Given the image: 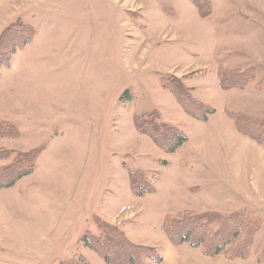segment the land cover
I'll return each mask as SVG.
<instances>
[{
    "label": "rangeland",
    "instance_id": "374dc122",
    "mask_svg": "<svg viewBox=\"0 0 264 264\" xmlns=\"http://www.w3.org/2000/svg\"><path fill=\"white\" fill-rule=\"evenodd\" d=\"M205 1L207 17L192 0H0V31L36 29L0 67V125L18 132L0 136V156L14 152L0 170L43 149L33 173L0 189V264H106L81 242L97 218L158 250L148 264H264V147L234 122L264 119V0ZM220 66L253 78L224 91ZM168 76L213 113L187 114ZM150 112L186 136L173 153L135 129ZM132 172L155 192H131ZM203 211L261 219L246 259L167 240L165 219Z\"/></svg>",
    "mask_w": 264,
    "mask_h": 264
},
{
    "label": "trees",
    "instance_id": "16d2710c",
    "mask_svg": "<svg viewBox=\"0 0 264 264\" xmlns=\"http://www.w3.org/2000/svg\"><path fill=\"white\" fill-rule=\"evenodd\" d=\"M193 5L201 17H207L210 12L209 4L205 0H192ZM36 34V29L20 20L3 27L0 31V67L8 65L11 57L19 48L30 43ZM220 66L218 70L220 85L224 91L234 87H243L253 78L251 69L245 71H226ZM176 79V80H175ZM177 84H176V83ZM164 90L170 91L179 106L193 117L205 119L212 109H203L200 103L187 92L184 85L177 78L168 76L162 79ZM157 112L145 113L134 119L137 131L149 136L157 146L166 153H173L186 141V136L177 131L174 126L160 121ZM236 129L244 136L250 137L264 147V119L248 116L234 118ZM0 136L17 137L18 132L7 123L0 125ZM43 149L35 148L17 153L16 162L0 170V189L14 186L21 178L33 173L37 159ZM7 154L12 150H1ZM3 155V154H1ZM23 163V164H22ZM137 173H140L137 172ZM135 172L129 175L131 192L141 196L153 193L156 186L151 181ZM98 234L86 232L81 242L84 246L95 251L106 264H148L161 263L163 258L154 247L140 245L126 236L124 231L104 219H95ZM162 230L171 244H187L193 248H200L202 253L209 256L223 255L227 259H246L254 242V236L261 227V219L252 218L243 213H232L230 216L218 212L203 211L184 215V213L167 218L163 221ZM257 254H256V253ZM255 255L264 254L261 248H256ZM81 262V263H80ZM59 264H85L82 260H64Z\"/></svg>",
    "mask_w": 264,
    "mask_h": 264
},
{
    "label": "crops",
    "instance_id": "0c3cea01",
    "mask_svg": "<svg viewBox=\"0 0 264 264\" xmlns=\"http://www.w3.org/2000/svg\"><path fill=\"white\" fill-rule=\"evenodd\" d=\"M24 23H25V22H24ZM35 205H37V202L35 203ZM86 232H87V231H85V232L83 233V235H84ZM83 235H82V236H83ZM82 236H81V238H82Z\"/></svg>",
    "mask_w": 264,
    "mask_h": 264
}]
</instances>
